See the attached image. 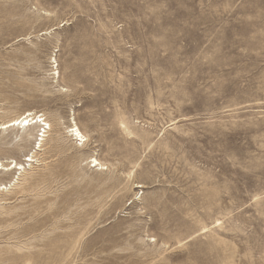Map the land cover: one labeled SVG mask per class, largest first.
Segmentation results:
<instances>
[{
  "label": "rangeland",
  "instance_id": "1",
  "mask_svg": "<svg viewBox=\"0 0 264 264\" xmlns=\"http://www.w3.org/2000/svg\"><path fill=\"white\" fill-rule=\"evenodd\" d=\"M24 112L0 264H264V0H0Z\"/></svg>",
  "mask_w": 264,
  "mask_h": 264
},
{
  "label": "bare ground",
  "instance_id": "2",
  "mask_svg": "<svg viewBox=\"0 0 264 264\" xmlns=\"http://www.w3.org/2000/svg\"><path fill=\"white\" fill-rule=\"evenodd\" d=\"M37 121H43V119L42 118H39L38 116H32L31 117V114L29 113V112H24L22 115H20V116H18V117H16V118H14V119H12V120H10L9 122H7V123H4V124H1L0 125V129L1 128H7V127H10V126H14V125H21V124H23V125H29V124H34V123H36ZM43 123H44V121H43ZM42 123V124H43ZM47 124V123H46ZM46 126V125H45ZM73 131H75V133L77 134V135H80L81 136V134H80V132L78 131V128H73L72 129ZM44 132V131H43ZM73 133V132H72ZM75 134V135H76ZM74 135V134H73ZM46 136V135H45ZM83 137V136H82ZM83 140V139H82ZM93 161H94V165H98L99 163L95 160V159H93ZM21 169V168H20Z\"/></svg>",
  "mask_w": 264,
  "mask_h": 264
}]
</instances>
